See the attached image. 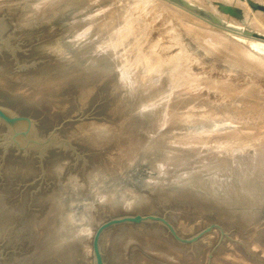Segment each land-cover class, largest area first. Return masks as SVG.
Here are the masks:
<instances>
[{
    "label": "rangeland",
    "instance_id": "obj_1",
    "mask_svg": "<svg viewBox=\"0 0 264 264\" xmlns=\"http://www.w3.org/2000/svg\"><path fill=\"white\" fill-rule=\"evenodd\" d=\"M163 1L173 11L158 7L160 18L166 23L172 17L176 29L148 36L151 43L143 47H152V57L161 63L171 58L159 71L167 83L159 79L152 85L159 89L162 83L166 97L150 89L144 77L148 69L140 61L120 70V47L105 56L91 55L84 25L98 23V32H107L117 25L111 12L125 13V5L0 0V40L9 39L16 48V55L0 52V104L32 117L40 137L58 128L70 144L20 153L5 148L6 127L0 126V264H94L91 243L97 226L138 213L166 216L183 237L218 223L241 244L225 237L218 245V229L182 244L161 223H126L103 235L106 264H264V66L251 64L264 63V9L246 0H185L210 11L220 21L214 26ZM251 1L264 6V0ZM212 2L237 6L243 15L225 14ZM92 32L98 41L102 35ZM216 39L222 42L207 52ZM232 39L253 55L236 58ZM177 75L189 78L191 86L183 83L169 93V79ZM216 83L224 87L219 90ZM234 115L235 121L229 118ZM238 156L248 159L238 163ZM67 251L75 254L66 259Z\"/></svg>",
    "mask_w": 264,
    "mask_h": 264
},
{
    "label": "bare ground",
    "instance_id": "obj_2",
    "mask_svg": "<svg viewBox=\"0 0 264 264\" xmlns=\"http://www.w3.org/2000/svg\"><path fill=\"white\" fill-rule=\"evenodd\" d=\"M42 1V0H41ZM66 1V0H65ZM107 1H109V0H107ZM111 1V0H110ZM194 1V0H193ZM209 1V0H208ZM62 3V2H61ZM169 3V2H168ZM226 3V2H225ZM229 3H231V2H229ZM233 3V2H232ZM235 3V2H234ZM241 3V2H240ZM115 4H118L119 6L122 4V5H125V13H122V12H124V10L122 11V12H116L114 9H113V11L111 12V13H116V18L114 19V21L116 22V24L117 25H114L113 27H115L116 26V29H114V31H113V27L111 28V30H110V28H106V31H107V29H108V31L107 32H104L103 30V32L104 33H100V32H98V30L100 29H102V28H100V25H97V24H92V25H89V26H87V25H84V27L82 28V29H84L85 28V26L87 27V28H85L86 29V31H84L83 30V33H87V32H90V36H91V40L89 41V42H86L88 45H89V47H91V55H103V54H105V53H110L111 52V49L113 50L115 47H120L121 48V53H122V55H124V59L122 58V62H119V61H121V59L119 60L117 57H116V60H119L118 62H117V64H118V67L120 68V70L121 71H124L126 68H127V65L129 64V63H131V62H133L134 60L138 63L139 61H140V64H141V67H143V68H146V69H148L146 72V74H144L145 76L144 77H146L147 78V80H148V82H150V83H152V84H148L149 86H150V89L151 90H154V89H152V87H156V89H158V86H157V84H156V86L154 85V86H152L153 85V82H154V80L157 82V81H160L159 79H162L161 80V82L163 83L165 80H163V74L162 73H160L159 71H160V69L162 70V72L165 70V67H166V64L167 63H170L171 62V58H169L168 59V61L169 62H165V63H161L160 61H158V59L157 58H155V57H152V54L151 53H154L155 51L153 50V49H151L152 47H148L149 49L148 50H146V47L147 46H144L143 47V44H145L148 40L146 39V38H148V36H150V35H154V37H156V36H161V35H166V34H171V33H173V26L175 25V23L176 22H174V23H172V21H174L173 20V18L172 17H170V16H168V17H166V19H168L167 21L168 22H166L167 24H168V26H167V24L160 18V14H159V11H158V9L160 8V6H162V7H164L165 9H167V10H172L173 11V9L171 8V5H167V4H165V2L163 1V0H112V4H110V7H111V5H113V6H115ZM141 4V5H140ZM236 4H237V2H236ZM239 4V3H238ZM36 5V4H35ZM241 6V5H240ZM239 6V7H240ZM124 7V6H123ZM159 7V8H158ZM174 7H176V6H174ZM237 7V6H236ZM245 7H247V6H245ZM34 8V7H33ZM36 8V7H35ZM114 8V7H113ZM178 8V7H177ZM178 9H180V8H178ZM111 10V9H110ZM117 11H120L119 9L117 10ZM33 12V11H32ZM36 12V11H35ZM168 12V11H167ZM166 12V13H167ZM108 13H109V11H108ZM189 13V12H188ZM111 15V14H110ZM163 15V14H162ZM169 15V14H168ZM29 16V15H28ZM105 16H106V14H105ZM176 16V15H175ZM193 16V15H192ZM34 17V16H33ZM160 20H159V19ZM163 18V17H162ZM197 18V17H196ZM175 19H177V18H175ZM244 19V18H243ZM160 21L159 22V24H158V22H156V21ZM162 21V22H161ZM262 21H264V17H263V20ZM190 22V21H189ZM78 22H77V26H78ZM102 24V23H101ZM183 24H185V23H183ZM203 24V23H202ZM79 25H81V24H79ZM98 27H96V26ZM199 25V24H198ZM75 26H76V24H75ZM81 26H83V25H81ZM81 26H78V28L80 29L81 28ZM95 26V27H94ZM185 26H187V24H185ZM201 26V25H200ZM108 27V26H107ZM175 27V26H174ZM206 27V26H205ZM211 27V26H210ZM213 27V26H212ZM93 28H95V30H96V32L97 33H99V34H101L102 36L99 38V40L98 41H96V39H95V37L93 38L92 37V34L94 33V32H92V30L93 31H95ZM75 29H76V27H75ZM167 29V30H166ZM175 29H176V27H175ZM203 29V28H202ZM188 30V29H187ZM224 30V29H223ZM146 31V32H145ZM179 31V30H178ZM220 31V30H219ZM139 32H141L142 33V36H140L139 35ZM183 32V31H182ZM186 32V31H185ZM199 32V31H198ZM210 32V31H209ZM222 32V31H221ZM212 33V32H211ZM215 33V32H214ZM213 33V34H214ZM146 34V35H145ZM184 34V33H183ZM189 34V33H188ZM222 34V33H221ZM245 34H247V33H245ZM94 35V34H93ZM174 35V34H173ZM172 35V36H173ZM194 35V34H193ZM198 35H199V33H198ZM209 35V34H208ZM151 36V37H152ZM183 36V35H182ZM185 36V35H184ZM253 36V35H252ZM98 37V36H97ZM137 37H139L140 39H139V41H138V43H137ZM162 37V36H161ZM181 37V36H180ZM186 37H188V35L186 36ZM195 37V39L196 40H199V44L200 45H203L204 43H201L202 41H201V37L200 38H198V37H196V36H194ZM210 37V36H209ZM150 38V37H149ZM164 38V37H163ZM169 38V37H168ZM179 38V37H178ZM193 38V37H192ZM232 38V37H231ZM223 39L225 40V41H227V40H229L230 38H225V36H223ZM240 39V38H239ZM243 39V38H242ZM241 39V40H242ZM154 40H155V38H154ZM164 40H165V38H164ZM167 40V39H166ZM173 40V39H172ZM171 40V41H172ZM191 40V39H190ZM212 40V39H211ZM210 40V41H211ZM217 41H213V42H210V46L209 47H207V48H205L206 49V51L207 52H215V50H216V48L218 47V43H221L222 42V40H220V39H216ZM219 40V41H218ZM244 40V39H243ZM252 40V39H251ZM143 41H145V42H143ZM150 41V40H149ZM149 41H148V43H149ZM152 41V40H151ZM183 41V40H182ZM232 41H234L233 43V45L234 46H232V47H230V50L232 51V52H234L235 53V57L236 58H238V54H245L248 58L250 57V56H252L253 54H252V52H250V51H248V50H246L245 51V49L243 48V47H241V46H237L236 44H235V39H232ZM237 41V40H236ZM245 41V40H244ZM162 42V41H161ZM169 42H170V40H169ZM176 42H178V41H175V43ZM237 42H240V41H237ZM151 43V42H150ZM149 43V44H150ZM163 43V42H162ZM167 43H168V41H167ZM172 43H174V42H172ZM260 43V42H259ZM179 44V43H178ZM251 44V43H250ZM138 45H140V47H138ZM169 45H171V43L169 44ZM168 45V46H169ZM189 45V44H188ZM217 45V46H216ZM224 45V44H223ZM254 45V44H253ZM259 45V44H258ZM164 46H165V44H164ZM186 46V45H185ZM143 47V48H142ZM227 47V46H226ZM233 48V49H232ZM117 49V48H116ZM159 49V48H158ZM244 49V50H243ZM153 50V51H152ZM156 50V49H155ZM243 50V51H242ZM262 50H264V49H262ZM253 51V50H252ZM172 52V51H171ZM113 53V52H112ZM255 53V52H254ZM114 54V53H113ZM163 55V54H162ZM162 55H161V57H162ZM179 55H180V53H179ZM103 56H105V55H103ZM102 56V57H103ZM177 56V55H176ZM182 56V55H181ZM184 56H185V53H184ZM183 56V58H185ZM188 56V55H187ZM227 57V56H226ZM262 57H264V56H262ZM114 58V57H113ZM121 58V57H120ZM173 58V57H172ZM262 61V60H261ZM242 62V61H241ZM173 63V62H172ZM190 63V62H189ZM192 63V62H191ZM132 64V63H131ZM251 64H253V65H255V66H257V67H259V68H261V66H264V63L262 62V63H251ZM176 65V64H175ZM130 66V65H129ZM168 66H169V64H168ZM173 66V65H172ZM188 66V65H187ZM126 67V68H125ZM137 67V66H136ZM140 67V68H141ZM161 67V68H160ZM179 67V66H178ZM132 68V67H131ZM130 68V69H131ZM138 68V67H137ZM142 68V69H143ZM181 68V67H180ZM129 68H127V70H130ZM167 69V68H166ZM190 69V68H189ZM144 70V69H143ZM187 69H183V71H186ZM170 71H171V68H170ZM169 72V71H168ZM181 72V71H180ZM124 73V72H123ZM183 73V72H182ZM160 74H161V78H159L160 77ZM126 75L128 76V74H127V72H126ZM125 76V75H124ZM126 76V77H127ZM139 77H141V76H139ZM189 77V76H188ZM187 77V78H188ZM128 78V77H127ZM167 78V77H166ZM192 78V77H191ZM202 78H204V77H202ZM201 78V79H202ZM126 79V78H125ZM158 79V80H157ZM130 80V79H129ZM167 80H168V78H167ZM126 81H127V79H126ZM136 81V80H135ZM162 83L160 84V82H159V84L160 85H162ZM164 83H167V81L166 82H164ZM186 84V86H187V88H190V86H191V81H189V78L188 79H186L185 77H181V76H176V80L175 79H169V86H170V90H169V93L170 92H173L174 90H176L177 88H178V85H181V84ZM144 84H147V83H144ZM159 85V89H160V86ZM165 86V85H164ZM164 86H162V87H164ZM169 86H168V88H169ZM216 88L218 87V89L219 90H221L223 87H224V85L222 84V83H216ZM149 89V88H148ZM158 89V91H157V93L158 94H160V93H163L164 91H165V89H163V88H161V89H163L164 91H161V89L159 90ZM252 89V88H251ZM147 91V90H146ZM155 91V90H154ZM159 91H160V93H159ZM223 91H225V88L223 89ZM153 92V91H152ZM154 93V92H153ZM165 93V92H164ZM163 93V94H164ZM228 93V92H227ZM156 94V93H155ZM150 95H152V93L150 94ZM157 95V94H156ZM155 95V96H156ZM165 95V94H164ZM148 96V95H147ZM158 96V95H157ZM167 95H165V97H166ZM151 97V96H150ZM160 98H162V96L160 97ZM164 98V97H163ZM162 98V99H163ZM156 98H154V100H155ZM158 100H161V99H159V97L157 98ZM156 99V100H157ZM236 99H237V97H236ZM148 100H150V99H148ZM155 100V101H156ZM150 102V101H149ZM233 101H231V103H232ZM216 103V102H215ZM214 103V104H215ZM218 103V102H217ZM221 103V102H220ZM219 103V104H220ZM223 104H224V101L222 102ZM234 103V102H233ZM147 104H149V103H147ZM211 104V103H210ZM219 104H216V105H219ZM227 104H229V103H227ZM153 105V104H152ZM154 106V105H153ZM215 106V105H214ZM220 106V105H219ZM218 106V107H219ZM225 106H227V105H225ZM232 106H233V104H232ZM203 107H204V105H203ZM205 107H206V105H205ZM211 107V106H210ZM213 107V106H212ZM217 107V106H216ZM231 107V106H230ZM153 108V107H152ZM196 108H197V105H196ZM208 108V107H207ZM221 108V107H220ZM225 108H227V107H225ZM228 108H229V106H228ZM193 109H195V106H194V108ZM211 109V108H210ZM217 109V108H216ZM222 109H224V108H222ZM215 110V109H214ZM229 110V109H228ZM206 111V110H205ZM211 111V110H210ZM232 111V110H231ZM237 111V110H236ZM155 113V112H154ZM154 113H153V115H154ZM204 113V112H203ZM206 113V112H205ZM204 113V114H205ZM204 114H202V113H199V114H197L196 116H199V117H202ZM213 114V113H212ZM206 115V114H205ZM223 115V114H222ZM236 115V114H235ZM234 115V117H231V116H229V118L231 119V120H234V118H236V116ZM158 116V115H157ZM189 117H192V115H189ZM241 117V116H240ZM158 118V117H157ZM161 118V117H160ZM163 119L164 120H166L167 118H164V116H163ZM238 119H240V118H238ZM248 119V118H247ZM158 120V119H157ZM168 121H169V119H167ZM236 120V119H235ZM234 120V121H235ZM243 120V119H242ZM162 121V120H161ZM158 122V121H157ZM156 122V123H157ZM163 122V121H162ZM237 122H238V120H237ZM244 123H245V121H243ZM159 124H160V120H159ZM162 124V123H161ZM165 124H167V122H163V124H162V126H164ZM247 125V124H246ZM187 129V128H186ZM261 130H263V129H261ZM170 131V130H169ZM236 131V130H235ZM237 131H239V130H237ZM245 131V130H244ZM228 132V131H227ZM167 133V132H166ZM233 133V132H232ZM236 133V132H235ZM234 133V134H235ZM168 134V133H167ZM222 134V133H221ZM230 134H231V132H230ZM257 134V133H256ZM212 135V134H211ZM259 135V134H258ZM191 136V135H190ZM193 136V135H192ZM205 136V135H204ZM238 136H239V134H238ZM206 137V136H205ZM209 137H210V135H209ZM219 137V136H218ZM233 137V136H232ZM261 137V136H260ZM191 138V140H192V137H190ZM202 138H203V136H202ZM222 138V136H220L219 137V139H221ZM256 138V137H255ZM195 139V138H194ZM257 139V138H256ZM190 140V141H191ZM196 140V139H195ZM199 140V139H198ZM261 141H262V139H260ZM259 140V141H260ZM201 141H203V139L201 140ZM201 141H199V142H201ZM205 141V140H204ZM198 142V143H199ZM255 142V141H254ZM256 144H257V142H256ZM259 144H261V143H259ZM258 147V146H257ZM255 149V148H254ZM257 149V148H256ZM259 149H261V148H258V150ZM262 150V149H261ZM254 151V150H253ZM264 151V150H263ZM235 154V153H234ZM234 157V156H233ZM235 157H237V155L235 156ZM239 157V160H240V162H238V163H241V161L242 160H246V158L248 159V157H246V156H244V157H246V158H244L243 156H238ZM244 159H243V158ZM250 158V157H249ZM258 158H259V156H258ZM258 158H256L257 160H258ZM238 159V158H237ZM242 159V160H241ZM251 159V158H250ZM249 159V160H250ZM238 160V161H239ZM252 160V159H251ZM250 160V161H251ZM257 160H252V162H254V161H256L255 163L257 164L258 162H257ZM235 161H237L236 159H235ZM261 161V160H260ZM264 161V160H263ZM245 162V161H244ZM244 162H242L243 164H245ZM251 162V163H252ZM262 162V161H261ZM260 162V163H261ZM237 163V165H239ZM260 163H258V164H260ZM226 164V163H225ZM247 164H249V162L247 163ZM241 165V164H240ZM250 165V164H249ZM252 165V164H251ZM250 165V166H251ZM250 166H249V169L251 170V168H250ZM253 166H255V165H253ZM253 166H251V167H253ZM216 167V166H215ZM256 167V166H255ZM244 168H246V167H244ZM243 168V169H244ZM216 169V168H215ZM240 169V168H239ZM244 170H246V169H244ZM242 173V172H241ZM245 173H247V172H245ZM252 176V175H251ZM241 177H242V175H241ZM246 177V176H245ZM253 177V176H252ZM248 178V179H247ZM246 179L250 182L251 180H250V178L251 177H247ZM255 179H257V178H255ZM95 180V179H94ZM93 180V181H94ZM245 180V178H242V181H244ZM246 180V181H247ZM258 180V179H257ZM245 181V182H246ZM256 181V180H255ZM94 183V185H96V182L94 181L93 182ZM238 183H239V181H238ZM246 183H248V182H246ZM260 193V192H259ZM67 194V193H66ZM261 194V193H260ZM70 195H72V194H70ZM264 195V194H263ZM48 197H50V196H48ZM65 197V196H64ZM52 198V197H51ZM102 197H100V199H101ZM62 199V198H61ZM70 199H71V197H70ZM79 200H82V198H79ZM78 200V202H81V203H83V201H79ZM85 200V199H84ZM58 201V200H57ZM71 201V200H70ZM73 202V201H72ZM85 202V201H84ZM58 203V202H57ZM74 203V205H76L75 204V201L73 202ZM100 203V202H99ZM61 204V203H60ZM85 204H87L88 205V203L86 202ZM84 204V205H85ZM107 204V203H106ZM73 205V206H74ZM135 205V204H134ZM60 205H58V207H59ZM68 208V207H67ZM66 210V209H65ZM68 210H69V208H68ZM97 219V218H96ZM95 219V220H96ZM64 220H65V218H64ZM65 221H68V220H65ZM62 222H63V220H62ZM98 222V221H97ZM89 223V222H88ZM95 223V222H94ZM87 224V223H86ZM92 224V226H93V223H90V225ZM78 226V225H77ZM80 226V225H79ZM83 225H81V227H82ZM87 228V227H86ZM79 231H82V230H79ZM95 232V231H94ZM72 233V232H71ZM92 234H93V229H92ZM78 236H81V234H78ZM66 240V239H65ZM68 240V239H67ZM66 240V241H67ZM72 240V239H71ZM76 240V239H75ZM75 240H73V241H75ZM79 240V239H78ZM66 241H65V243H66ZM61 242L62 241H60V243L59 244H61ZM79 242H80V240H79ZM62 243H64V242H62ZM73 243V242H72ZM79 244V248H80V243H78ZM78 244H75V245H78ZM84 244V243H83ZM87 244V243H86ZM90 244V243H89ZM92 244V243H91ZM61 245H63V244H61ZM66 245V244H65ZM85 245V244H84ZM88 245V244H87ZM68 246V245H67ZM72 246H74V244L72 245ZM90 246V245H89ZM39 247V246H38ZM64 248H65V246H64ZM67 248V247H66ZM69 248H70V246H69ZM72 248V247H71ZM74 249V248H73ZM78 249V248H77ZM80 250H82V249H80ZM89 251V250H88ZM92 251V250H91ZM69 251H67L65 254H64V257H66V259L67 258H71L72 256H73V254H75V253H71V252H69ZM70 253H71V255H70ZM81 253V252H80ZM92 253V252H91ZM90 253V254H91ZM89 254V253H88ZM76 255H78V253L76 254ZM82 255V254H81ZM75 256V255H74ZM84 258V257H83ZM164 259V258H163ZM23 262V261H22Z\"/></svg>",
    "mask_w": 264,
    "mask_h": 264
},
{
    "label": "water",
    "instance_id": "obj_3",
    "mask_svg": "<svg viewBox=\"0 0 264 264\" xmlns=\"http://www.w3.org/2000/svg\"><path fill=\"white\" fill-rule=\"evenodd\" d=\"M171 3H175L185 10L189 11L191 14L195 15L198 18H201L208 23L214 26H221L220 21L214 17V15L202 7L189 3L185 0H168ZM244 1V0H241ZM247 3L257 9H264V6L254 3L251 0H246ZM212 4H214L212 2ZM217 6L219 11H222L225 14L240 17L243 15V11L231 4L217 2L214 4ZM2 50L7 51L12 55H16V48L9 45V39L0 40V52ZM0 126L6 127L4 146L8 149L10 146L16 148L20 153L27 154L31 150L39 149L41 152H44L47 148L51 146H68L70 145L68 141L64 138H61L57 134L58 128H54L46 137L42 138L38 135V131L35 126V121L32 117L24 114H19L13 111L12 109L0 104ZM143 222H158L163 224L168 232L171 234L172 238L182 244H194L198 242L205 235L212 233L214 229H218L220 232V239L218 245L228 238L234 240L235 242L241 244L240 241L233 239L230 234L225 231L223 226L218 223H211L210 225L204 227L196 234L191 237H183L180 235L176 227L167 219L166 216L156 215V214H134V215H123L120 217H111L108 220L100 223L93 235L92 238V252L94 258V264H106L105 254L102 248V239L103 235L111 227L120 224L126 223H136L140 224ZM243 244V243H242ZM217 247H214L209 254V263L217 250Z\"/></svg>",
    "mask_w": 264,
    "mask_h": 264
}]
</instances>
